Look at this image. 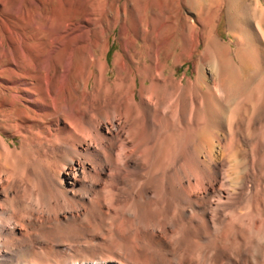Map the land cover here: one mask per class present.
I'll return each instance as SVG.
<instances>
[{
    "label": "bare ground",
    "instance_id": "bare-ground-1",
    "mask_svg": "<svg viewBox=\"0 0 264 264\" xmlns=\"http://www.w3.org/2000/svg\"><path fill=\"white\" fill-rule=\"evenodd\" d=\"M108 1L49 48L59 28L37 23L38 56L6 27L18 46L0 44V264H264V0H227L228 42L214 36L222 0H186L191 15L150 0L159 15L142 23ZM121 11L110 67L103 23ZM180 20L173 67L200 57L186 80L161 59Z\"/></svg>",
    "mask_w": 264,
    "mask_h": 264
},
{
    "label": "rangeland",
    "instance_id": "rangeland-1",
    "mask_svg": "<svg viewBox=\"0 0 264 264\" xmlns=\"http://www.w3.org/2000/svg\"><path fill=\"white\" fill-rule=\"evenodd\" d=\"M98 1L99 0H38L36 4H32L29 2V0H0V44H3L2 49H8L10 46L13 52L16 53L15 49L18 46V38H14L11 33L8 32L6 27H10L15 31L16 34L19 33L25 38H28L27 44L31 47L36 46L32 49L35 50L37 48L38 42H41L40 38L43 37L44 34L48 33V31L46 30L35 29V26L37 25V23L38 25L43 24L44 19L48 17L52 19L51 26L56 28L58 27L59 29L50 32V38L47 37L49 40L45 38V40H47L45 41V44L47 48H49L48 46H50L51 43H53V46H55V43L58 42L60 38H63V35H61L60 33L62 32L63 27L66 24L70 25L68 29L70 30V28H73L75 25L80 24L84 21V19L86 18V14L89 11L88 3L95 6V15L97 13L96 17H98L99 14L101 15V11H103V8L97 6ZM111 1L113 0H109L108 2ZM115 3L120 8L126 6L127 13L129 14V12H131L132 14H129L128 17L135 16L136 20H138L139 17L140 23L148 21L145 20V13L147 11L149 17L152 14L159 15V7L150 8V0H115ZM222 3V7L215 23L216 27L214 30V36L221 42H228L230 40V37L228 32L227 0H222ZM19 5L23 8V11L16 10L17 6ZM168 8L170 7H167L166 12L173 9L172 7L170 9ZM190 8L191 4L187 3L186 0H180V13L191 15L192 12L190 11ZM123 21V15L121 11V14L117 17L109 15L108 21L103 23V27L105 28L106 32L104 35V43L102 44H105L106 50L102 59H106L110 67L112 66L113 59L119 57L120 54H124V48L126 44L125 37L122 35L121 31ZM179 24L180 25L177 28L178 31L176 30V32H174L175 35L174 33L172 34L169 30L163 29V31L161 32V35L166 36L168 39L167 44L162 50L161 59H168V68L166 70V73H170V71L174 70L176 78L185 77L186 80L188 77H193V65L197 63L200 57H198V53L191 54L188 52L183 57H181V59H184V61L179 65L173 67V60L176 59V56L180 51L179 44L176 43V39L180 35V32H183L187 29L183 21L180 20ZM148 29H151L150 26L148 27ZM74 40H76V35L72 36V38L67 42L65 48L71 46ZM140 44V41H138L137 44L134 45L132 43L130 44V42L127 44L128 53L130 56H141V53L144 52V49L140 48ZM47 48L45 49V51L47 50ZM62 50V48L58 49V51L53 54V59L60 58ZM33 52L36 56H38L40 55L41 50L39 52L38 49H36V51ZM85 57V53L79 52V50L75 49V59H85ZM126 59H128L127 56ZM189 59L193 60L190 61ZM108 76L111 79L113 77V73L109 72ZM6 140L11 144L12 147L15 146L13 142L17 143V139L6 137Z\"/></svg>",
    "mask_w": 264,
    "mask_h": 264
}]
</instances>
